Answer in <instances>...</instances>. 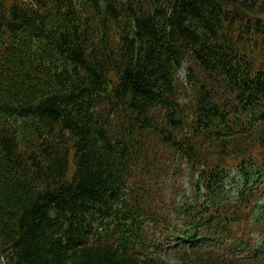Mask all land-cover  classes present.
<instances>
[{
	"label": "trees",
	"instance_id": "16d2710c",
	"mask_svg": "<svg viewBox=\"0 0 264 264\" xmlns=\"http://www.w3.org/2000/svg\"><path fill=\"white\" fill-rule=\"evenodd\" d=\"M261 63L264 0H0V264L262 263Z\"/></svg>",
	"mask_w": 264,
	"mask_h": 264
},
{
	"label": "rangeland",
	"instance_id": "374dc122",
	"mask_svg": "<svg viewBox=\"0 0 264 264\" xmlns=\"http://www.w3.org/2000/svg\"><path fill=\"white\" fill-rule=\"evenodd\" d=\"M232 167V166H231ZM171 179H175L176 177L170 176ZM176 183L178 184V186L180 187V191H178L179 195L177 197V200L180 199V196L182 195L183 192H187L188 191V187L182 186L179 182V177L176 178ZM181 251H173V250H165L164 254H162L163 259L167 260L168 262H170L171 264H185V262L181 260L182 256L180 255ZM187 257V256H186ZM190 259L189 257H187V260ZM264 264V261L261 263Z\"/></svg>",
	"mask_w": 264,
	"mask_h": 264
},
{
	"label": "bare ground",
	"instance_id": "6f19581e",
	"mask_svg": "<svg viewBox=\"0 0 264 264\" xmlns=\"http://www.w3.org/2000/svg\"><path fill=\"white\" fill-rule=\"evenodd\" d=\"M126 163V162H125ZM183 262V261H182Z\"/></svg>",
	"mask_w": 264,
	"mask_h": 264
}]
</instances>
